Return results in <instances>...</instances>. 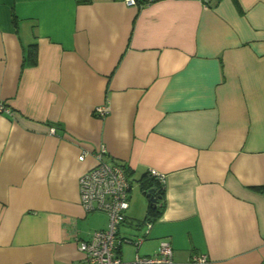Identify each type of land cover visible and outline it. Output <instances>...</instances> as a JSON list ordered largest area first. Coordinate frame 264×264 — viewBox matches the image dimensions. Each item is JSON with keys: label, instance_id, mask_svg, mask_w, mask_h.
Returning <instances> with one entry per match:
<instances>
[{"label": "crops", "instance_id": "crops-1", "mask_svg": "<svg viewBox=\"0 0 264 264\" xmlns=\"http://www.w3.org/2000/svg\"><path fill=\"white\" fill-rule=\"evenodd\" d=\"M0 101V264H86L108 216L78 181L102 146L131 182L124 261L167 240L172 264H264V0H0Z\"/></svg>", "mask_w": 264, "mask_h": 264}, {"label": "built area", "instance_id": "built-area-1", "mask_svg": "<svg viewBox=\"0 0 264 264\" xmlns=\"http://www.w3.org/2000/svg\"><path fill=\"white\" fill-rule=\"evenodd\" d=\"M129 7H138L153 0H122ZM209 2L210 0H204ZM8 109L0 101V111ZM108 112L106 105L94 107V114L103 117ZM106 149L104 146L94 154L96 163L86 170L79 178L78 191L80 204L84 211H103L108 216V224L105 229L95 230L91 236L82 240L79 249L83 252L86 264H172L173 250L169 241L162 240L157 251L151 255L135 256L124 261L120 255L121 241L117 237L118 227L125 220V212L129 206L128 195L131 189L126 168L119 163H107L104 160ZM84 154L78 158L82 160ZM149 173L157 180L160 188H163L165 174L155 169ZM153 221L146 220L144 226L146 231L151 227ZM144 237L140 236L132 241L136 248L139 247ZM194 261L203 262L205 256H193Z\"/></svg>", "mask_w": 264, "mask_h": 264}, {"label": "trees", "instance_id": "trees-1", "mask_svg": "<svg viewBox=\"0 0 264 264\" xmlns=\"http://www.w3.org/2000/svg\"><path fill=\"white\" fill-rule=\"evenodd\" d=\"M140 2L143 0H139ZM25 63L27 65H35L37 63V47L36 44H31L25 51V57H24ZM150 180L149 182L146 184V186L144 185L142 187V190L145 194V191L149 188H154L155 191V195L157 197V201H156V205L153 206V204L151 202L148 201V206L146 209V215L144 217V222L146 220H151V221H155L161 214L162 209H163V189L159 187V185L157 184V180L156 181H152L155 180V178L153 176L150 175ZM154 182V183H153ZM255 189H261V186H254Z\"/></svg>", "mask_w": 264, "mask_h": 264}, {"label": "water", "instance_id": "water-1", "mask_svg": "<svg viewBox=\"0 0 264 264\" xmlns=\"http://www.w3.org/2000/svg\"><path fill=\"white\" fill-rule=\"evenodd\" d=\"M155 189L154 188H149L145 191V196L148 199L149 202L153 204V206L156 205L157 197L154 193Z\"/></svg>", "mask_w": 264, "mask_h": 264}, {"label": "rangeland", "instance_id": "rangeland-1", "mask_svg": "<svg viewBox=\"0 0 264 264\" xmlns=\"http://www.w3.org/2000/svg\"><path fill=\"white\" fill-rule=\"evenodd\" d=\"M134 184H136V182H133V185ZM137 185V184H136ZM136 187V186H135ZM142 221V222H141ZM141 221H139V223L141 222V223H144V220L142 219ZM123 251H124V258H128V257H132V255H128L129 253L128 252H130L131 251V245H129V244H123ZM141 252V251H140ZM128 255V256H126V255Z\"/></svg>", "mask_w": 264, "mask_h": 264}]
</instances>
